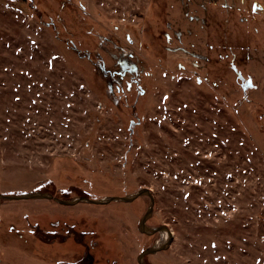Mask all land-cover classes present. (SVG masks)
Returning a JSON list of instances; mask_svg holds the SVG:
<instances>
[{
    "label": "rangeland",
    "instance_id": "374dc122",
    "mask_svg": "<svg viewBox=\"0 0 264 264\" xmlns=\"http://www.w3.org/2000/svg\"><path fill=\"white\" fill-rule=\"evenodd\" d=\"M142 188L145 264H264V0H0V194ZM148 205L0 200V264H138Z\"/></svg>",
    "mask_w": 264,
    "mask_h": 264
},
{
    "label": "water",
    "instance_id": "95a60500",
    "mask_svg": "<svg viewBox=\"0 0 264 264\" xmlns=\"http://www.w3.org/2000/svg\"><path fill=\"white\" fill-rule=\"evenodd\" d=\"M141 196H147L149 198V205L144 215L139 221L138 230L140 233L145 235L158 234V240L150 247L146 248L137 256L138 264H145L144 258L148 255L165 251L170 247L173 239V234L166 226L151 227L146 224L147 220L151 217L154 207V197L147 188H142L135 193L127 194L125 196H107L100 199H92L85 196H78L71 200H61L53 197L51 194L46 192H26L22 194H0V200L5 201H18V200H37V199H48L57 202L64 206H73L77 203H87L91 205H107L112 202L129 203Z\"/></svg>",
    "mask_w": 264,
    "mask_h": 264
},
{
    "label": "snow or ice",
    "instance_id": "6c2138e0",
    "mask_svg": "<svg viewBox=\"0 0 264 264\" xmlns=\"http://www.w3.org/2000/svg\"><path fill=\"white\" fill-rule=\"evenodd\" d=\"M256 6H254V8H255Z\"/></svg>",
    "mask_w": 264,
    "mask_h": 264
}]
</instances>
